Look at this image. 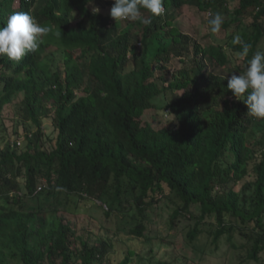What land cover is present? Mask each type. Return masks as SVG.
Returning <instances> with one entry per match:
<instances>
[{
    "label": "trees",
    "instance_id": "trees-1",
    "mask_svg": "<svg viewBox=\"0 0 264 264\" xmlns=\"http://www.w3.org/2000/svg\"><path fill=\"white\" fill-rule=\"evenodd\" d=\"M94 2L112 7V0H0V26L19 11L51 29L19 62L0 56V121L23 94L25 116L38 128L22 153L17 143L3 148L0 141V264L103 261L107 241L94 247L84 242L73 251L72 227L62 218L48 224L63 195L76 203L100 202L109 218L128 211L125 204L134 207L138 224L131 234L137 238L145 237L146 213L166 198L176 205L173 226L182 217L196 220L191 242L214 219V243L250 230L243 236L253 240L249 257L258 260L264 249V120L247 115L228 80L207 77L202 91L200 73L208 63L243 70L242 49L232 40L241 31L251 46L248 58L260 48L264 0H164V14L125 28L93 12ZM185 5L209 14L226 8L232 19H224L221 31L228 41L203 46L183 34L173 20ZM249 17L252 29L242 30ZM58 51L63 61L54 69L43 59ZM190 54V68L162 75L173 55L182 63ZM163 97L168 106L160 105ZM52 107L59 134L47 150L41 120ZM252 175L247 207L248 198L229 186ZM129 194H136L132 203L123 198ZM129 263V257L121 262Z\"/></svg>",
    "mask_w": 264,
    "mask_h": 264
},
{
    "label": "rangeland",
    "instance_id": "rangeland-1",
    "mask_svg": "<svg viewBox=\"0 0 264 264\" xmlns=\"http://www.w3.org/2000/svg\"><path fill=\"white\" fill-rule=\"evenodd\" d=\"M236 6L237 2H233L228 7L227 10L230 11L231 15ZM90 7L93 12H100L103 15L110 16V8H103L96 2L90 4ZM97 9L98 11H96ZM227 10L224 8L217 13H220L224 19L230 20L232 17H228L229 13H227ZM209 19L210 14L208 12H199L197 8L185 5L175 11L173 24L183 34L189 35L193 41L199 42L203 46L211 42L226 43L228 38L225 32L220 31L216 34L210 32L207 23ZM112 22L119 28H125L127 25L130 26V24L138 27L141 23L140 21L117 22L114 19ZM252 23L253 18H245L242 30H251ZM240 32L238 31L236 35H240ZM138 48L139 50L142 49L140 44ZM260 48L264 49V41L260 44ZM181 55L185 57L183 53ZM172 57V61L167 64L168 68L162 72L165 77L171 76L179 68L191 67L192 54L188 56L187 62L182 63L179 62L180 60L175 55ZM43 61L51 63L54 69H59L61 61H63V53L58 51L55 54L44 57ZM129 67L131 68L132 64ZM232 72H239L232 64L223 67L218 64L208 63L200 73L202 91L206 88L207 84L204 79L207 77L217 76L228 80ZM82 95V92L78 93V97ZM23 97L24 95L21 94L16 101L7 106L0 121L2 147H12L13 144L20 142L21 145H17L19 153L26 150L28 145L27 137L36 133L38 129L33 120L25 116L22 103ZM169 98L173 97L169 95ZM160 103L161 106L165 107L170 104V101L168 98L163 97ZM48 106L50 107L51 105L48 104ZM169 111L170 109L166 113H169ZM166 118L169 119L170 117ZM150 121L156 125L154 118L152 120L150 118ZM41 124L43 148L51 150L59 134L55 125V110L53 107L49 114L42 118ZM254 179L255 177L252 175L238 185L229 186L230 189L233 188L243 197L248 198L247 207H251L253 189L250 188V185ZM60 198L62 203L58 206V212L47 215L48 224L58 218H62L72 227V235L74 236L72 239L73 251L81 250L84 242L94 247L103 241H107L109 247L103 261L95 264H121L127 257L130 258L129 264H264V249L259 253L258 260L249 257L253 240L251 242L248 237L243 236V233H250V230H235L231 240H229V235L225 234L217 243H214L216 232L214 219L210 220L208 224L202 225L199 237L194 242H191L188 234L194 227L196 220L188 216L186 218L182 217L173 226L170 217L176 205L166 198L160 197L161 201L146 213L144 238H137L131 234V230L138 224V213L132 206L125 204L127 209H129L128 211L115 213L109 218L105 215L103 209L101 210L97 207V205H101L100 202L76 203L73 202V197L66 195ZM123 198L125 201L129 200L132 203L136 198V194L124 195ZM52 202L55 203V200ZM103 208L106 210V207ZM12 264H17V262Z\"/></svg>",
    "mask_w": 264,
    "mask_h": 264
},
{
    "label": "clouds",
    "instance_id": "clouds-1",
    "mask_svg": "<svg viewBox=\"0 0 264 264\" xmlns=\"http://www.w3.org/2000/svg\"><path fill=\"white\" fill-rule=\"evenodd\" d=\"M144 12L150 15L145 17ZM164 12V0H112L110 17L117 22L140 21L148 25L153 17L161 16ZM223 22L220 13L210 14L207 22L210 32L219 33ZM50 31V27L38 23L30 13L14 12L4 26H0V56L19 62L26 54L36 52L42 38ZM232 43L242 49L237 57L244 62V68L238 73L232 72L227 89L244 103L248 109L247 115L264 120V49L257 48L248 58L251 46L240 35L234 36Z\"/></svg>",
    "mask_w": 264,
    "mask_h": 264
},
{
    "label": "built area",
    "instance_id": "built-area-1",
    "mask_svg": "<svg viewBox=\"0 0 264 264\" xmlns=\"http://www.w3.org/2000/svg\"><path fill=\"white\" fill-rule=\"evenodd\" d=\"M17 145H21L20 142H18Z\"/></svg>",
    "mask_w": 264,
    "mask_h": 264
}]
</instances>
